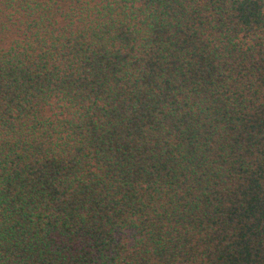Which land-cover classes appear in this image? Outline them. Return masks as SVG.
Listing matches in <instances>:
<instances>
[{"label":"trees","instance_id":"trees-1","mask_svg":"<svg viewBox=\"0 0 264 264\" xmlns=\"http://www.w3.org/2000/svg\"><path fill=\"white\" fill-rule=\"evenodd\" d=\"M0 264H264V0H0Z\"/></svg>","mask_w":264,"mask_h":264}]
</instances>
